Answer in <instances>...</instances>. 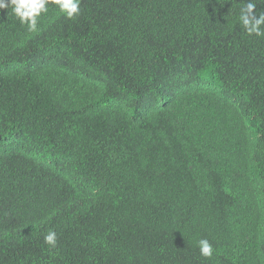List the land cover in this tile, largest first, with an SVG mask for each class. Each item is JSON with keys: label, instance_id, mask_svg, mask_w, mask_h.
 Wrapping results in <instances>:
<instances>
[{"label": "trees", "instance_id": "obj_1", "mask_svg": "<svg viewBox=\"0 0 264 264\" xmlns=\"http://www.w3.org/2000/svg\"><path fill=\"white\" fill-rule=\"evenodd\" d=\"M245 3L81 0L37 32L0 10V264H264Z\"/></svg>", "mask_w": 264, "mask_h": 264}, {"label": "clouds", "instance_id": "obj_2", "mask_svg": "<svg viewBox=\"0 0 264 264\" xmlns=\"http://www.w3.org/2000/svg\"><path fill=\"white\" fill-rule=\"evenodd\" d=\"M54 5L58 15L65 19L74 20L81 14V0H0V10H6L14 16L29 32L39 31L38 24L42 16H47L49 6ZM238 23L248 36L264 37V11L257 14V5L253 0L246 3L239 10ZM44 243L50 248L57 245V233L49 230L44 236ZM197 246L200 255L206 259L213 257L214 248L208 239H199Z\"/></svg>", "mask_w": 264, "mask_h": 264}]
</instances>
